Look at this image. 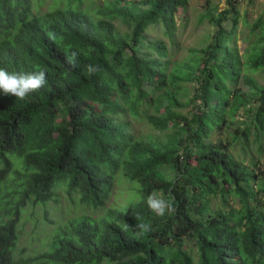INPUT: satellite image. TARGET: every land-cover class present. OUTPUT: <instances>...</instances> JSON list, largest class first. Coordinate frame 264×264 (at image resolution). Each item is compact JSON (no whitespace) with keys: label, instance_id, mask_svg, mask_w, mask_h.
Instances as JSON below:
<instances>
[{"label":"trees","instance_id":"trees-1","mask_svg":"<svg viewBox=\"0 0 264 264\" xmlns=\"http://www.w3.org/2000/svg\"><path fill=\"white\" fill-rule=\"evenodd\" d=\"M237 2L218 13L207 5L199 22L215 26L211 41L168 69L165 42L146 32L160 25L173 43L188 0H65L44 12L37 0H0V68L46 70V84L25 99L0 91V183L7 186L15 164L6 153L26 170L11 173L22 191L0 220V264H264V165L251 149L247 160L230 146L263 151L264 86L243 71L264 72V18L252 24L259 31L242 60ZM72 50L80 53L75 68L66 61ZM89 64L102 70L88 75ZM185 82L193 91L183 100ZM240 111L248 118L235 120ZM129 116L161 135L136 136ZM236 123L244 126L228 142L212 138ZM115 178L133 185L126 203L97 213ZM59 188L94 212L68 219L36 256L15 257L20 207L46 204ZM151 193L172 210L152 212Z\"/></svg>","mask_w":264,"mask_h":264},{"label":"rangeland","instance_id":"rangeland-1","mask_svg":"<svg viewBox=\"0 0 264 264\" xmlns=\"http://www.w3.org/2000/svg\"><path fill=\"white\" fill-rule=\"evenodd\" d=\"M95 1L101 2L102 0ZM62 2H65V0H37L35 10L37 9L39 12H44L56 5H59ZM34 5L35 0L33 7ZM207 5H210L212 8H214V11L218 13L225 9L226 0H188V6L183 10L179 9L175 15V32L173 43H171L168 36L164 34V28L160 25H151L148 27L146 34L149 39H161L166 44L168 52L166 59H169L168 69L176 61L180 62L189 59V57L192 55V48L206 46L211 41L215 31V26L209 23L206 19H203L202 22H199L200 15L205 12ZM237 9L239 11L240 17L235 29L234 37L239 53L242 55L245 48L252 47L257 38V32L259 29L252 31L251 26L261 15L264 18V0H238ZM120 26L123 27L122 25ZM225 27L228 30L230 29L229 20L225 22ZM152 53L155 54L154 52ZM245 57L246 55L243 54L242 60H245ZM244 69L245 71H243V73L252 75L258 81V83L264 86L263 71L257 70L252 72L246 67ZM184 85L188 89L187 96L183 98V100H186L188 95L192 94L193 83L185 82ZM238 86L244 90H247V86L242 82H239ZM193 105L194 104H190V107L187 109L190 110ZM148 111L152 112L151 109H148ZM183 111L185 112V110ZM246 118L248 117H246L244 112L240 111L236 115L235 120ZM127 121L129 122L128 127L131 128L136 136L143 135L147 132L161 135V132L153 129L145 117L141 119L139 117L129 116ZM237 126L242 129L244 123L230 124V127L224 125L221 129L214 132L212 138L217 142L222 141L226 143L231 138L232 130H234ZM250 130V134H253V127ZM261 142L263 145V151L260 154L257 153L256 146L254 144L249 145L246 151L247 153L242 150L239 143L232 142L230 146H232V151L234 153L239 154L241 157H245L247 160L250 158L248 155L249 150L251 149L253 156L255 158H259L260 164L263 166L264 141L261 140ZM5 157L15 161V164L12 165L10 172H8L6 175L8 180L7 186H4L3 183H0L1 205L5 204L3 200L5 193L17 188L14 183V181L17 180V175L13 176L11 173H14L16 170L21 173L26 171L24 170L25 165L22 157L12 153H6ZM4 164L5 161L0 158V168L3 167ZM132 186L133 185L131 183L126 182V180H123L122 178H115L114 188L112 189L107 204L99 208L96 212L102 213L108 206H119L121 202L126 203ZM59 189L56 191L58 192L57 197L48 200L46 204H33L32 202H28L20 209L17 221L18 239L14 249L15 257L19 258L36 256L46 249L54 232L68 219L82 214V212H86V214L94 212L95 209L85 208L81 203L73 204L66 194L61 189ZM232 203L237 205L234 201ZM211 204L212 206H215L216 200H212ZM1 213H3L1 216V220L3 221L5 220L6 213Z\"/></svg>","mask_w":264,"mask_h":264},{"label":"clouds","instance_id":"clouds-1","mask_svg":"<svg viewBox=\"0 0 264 264\" xmlns=\"http://www.w3.org/2000/svg\"><path fill=\"white\" fill-rule=\"evenodd\" d=\"M79 54L80 53L77 50H72L70 51V54L66 56L67 63L73 68L76 67V60ZM101 70V66L92 64H89L86 69L88 75L99 73ZM45 84L46 70L44 69H39L28 73H10L4 68H0V91H2L4 94L14 95L16 98L22 100L25 99L29 93H33L41 89ZM20 184L21 179L18 175V182L15 185L17 188L5 193L3 197L5 204H0V220L1 216L3 215L1 212L6 213L5 219H7L9 215H13L14 206L21 198L22 189L19 187ZM146 204L148 208L158 216H164L166 210H172V205L164 198L163 194H160V196H157L155 193L149 194L146 198ZM25 205H22L20 209ZM136 228L142 230L143 232H148L151 230V226L143 222L137 223ZM55 232L53 234L54 236L56 235Z\"/></svg>","mask_w":264,"mask_h":264}]
</instances>
